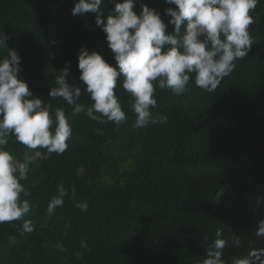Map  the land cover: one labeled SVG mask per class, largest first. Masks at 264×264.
Instances as JSON below:
<instances>
[{
	"label": "trees",
	"instance_id": "1",
	"mask_svg": "<svg viewBox=\"0 0 264 264\" xmlns=\"http://www.w3.org/2000/svg\"><path fill=\"white\" fill-rule=\"evenodd\" d=\"M77 2L0 0V40L8 37L0 43V59L8 49L17 51L21 78L45 104L65 62L71 65L69 84L82 91L78 102L93 104L79 79L82 47L115 66L96 14L72 15ZM116 2L101 5L105 22ZM141 4L156 9L165 23V9L175 7L137 0L138 14ZM250 15L253 46L214 93L197 87L194 77L180 97L156 88L153 119L163 114L166 122L133 128L136 116L122 78L115 92L128 119L119 127L83 112L74 116L72 106L52 100L51 111L62 107L71 124L69 147L29 166L22 183L34 210L23 219L35 230L23 232V220L0 224V264H203L218 229L227 241L225 264L264 247V238L255 236L264 219V0ZM166 34L175 35L173 25ZM6 148L21 160L32 154L11 135ZM61 184L69 195L48 216V202ZM85 201L88 210L82 212L76 205Z\"/></svg>",
	"mask_w": 264,
	"mask_h": 264
},
{
	"label": "clouds",
	"instance_id": "2",
	"mask_svg": "<svg viewBox=\"0 0 264 264\" xmlns=\"http://www.w3.org/2000/svg\"><path fill=\"white\" fill-rule=\"evenodd\" d=\"M258 2L165 0L175 6L165 9L164 14L170 17L165 23L161 14L147 4H141L138 14L134 10L137 0H118L106 22L101 11L104 0H78L72 15L96 14L95 24L106 33L115 60L113 66L99 52L80 49L79 79L93 101L87 108L78 102L81 88L69 84L70 62L59 70L55 77L57 86L50 88V99L45 104L20 76L22 57L8 49L7 55L0 59V224L23 220V232L31 234L35 230L30 219H23L34 209L28 199L32 193L22 182L28 179L30 165L49 159L53 153L64 154L72 137L65 110L61 107L51 111L52 100L60 98L72 106L74 116L83 112L99 124L112 122L119 127L128 119L115 92L118 79L122 78V87L131 97L130 111L136 116L133 128L146 127L157 119L166 122L167 116L163 114L153 119L152 109L158 103L156 88L168 89L173 96L180 97L194 77L197 87L214 93L234 71L236 61L248 56L253 46L249 27L254 18L250 13ZM169 24L174 26L175 35L166 34ZM7 39L4 35L0 43L6 44ZM165 45L169 46L166 51ZM97 132L102 134L99 129ZM9 135L32 150V154L21 160L7 149ZM68 195L63 184L59 185L57 194L48 202L47 215H55ZM76 206L82 212L88 210L86 201ZM222 234V229L215 232L216 239L209 245L203 264H225L223 250L227 241L221 238ZM255 236L264 238V219L259 221ZM81 246L87 250L85 242ZM234 246H242L238 236L234 238ZM58 247L64 250L63 245ZM77 257L82 258L83 253H77ZM231 264H264V247L233 256Z\"/></svg>",
	"mask_w": 264,
	"mask_h": 264
}]
</instances>
